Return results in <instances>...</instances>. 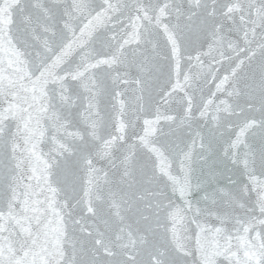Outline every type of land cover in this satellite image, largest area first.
Listing matches in <instances>:
<instances>
[{"label": "water", "instance_id": "1", "mask_svg": "<svg viewBox=\"0 0 264 264\" xmlns=\"http://www.w3.org/2000/svg\"><path fill=\"white\" fill-rule=\"evenodd\" d=\"M0 264H264V0H0Z\"/></svg>", "mask_w": 264, "mask_h": 264}]
</instances>
